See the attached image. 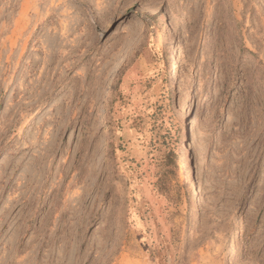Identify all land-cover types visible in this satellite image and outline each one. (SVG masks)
Listing matches in <instances>:
<instances>
[{"label":"rangeland","instance_id":"rangeland-1","mask_svg":"<svg viewBox=\"0 0 264 264\" xmlns=\"http://www.w3.org/2000/svg\"><path fill=\"white\" fill-rule=\"evenodd\" d=\"M0 264H264V0H0Z\"/></svg>","mask_w":264,"mask_h":264},{"label":"bare ground","instance_id":"bare-ground-1","mask_svg":"<svg viewBox=\"0 0 264 264\" xmlns=\"http://www.w3.org/2000/svg\"><path fill=\"white\" fill-rule=\"evenodd\" d=\"M165 29L167 31V28H165ZM177 48L178 47H176L175 44H173L171 46V54H172V58H173L172 66L170 69L171 87L174 86L175 81L177 79V67H178V65H177V61L175 59V56L177 55ZM188 99H190V96L188 97ZM184 130H185V139H186L185 146L188 149V152L186 153L185 157H183L182 160L179 162V167L181 169L185 170L186 174H185L184 180L186 183H188V182H191V180H192L190 177L189 151L191 149H193L195 146V140H194V136H193L194 128H193L190 121L187 120ZM193 188H194L193 194L195 196L197 194V188L196 187H193Z\"/></svg>","mask_w":264,"mask_h":264},{"label":"trees","instance_id":"trees-1","mask_svg":"<svg viewBox=\"0 0 264 264\" xmlns=\"http://www.w3.org/2000/svg\"><path fill=\"white\" fill-rule=\"evenodd\" d=\"M177 165L179 166V162H178V161H176V166H177Z\"/></svg>","mask_w":264,"mask_h":264}]
</instances>
